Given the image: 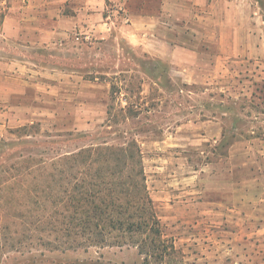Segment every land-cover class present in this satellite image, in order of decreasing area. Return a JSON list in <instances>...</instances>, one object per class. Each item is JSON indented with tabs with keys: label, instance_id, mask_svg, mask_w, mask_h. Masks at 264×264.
Instances as JSON below:
<instances>
[{
	"label": "rangeland",
	"instance_id": "obj_1",
	"mask_svg": "<svg viewBox=\"0 0 264 264\" xmlns=\"http://www.w3.org/2000/svg\"><path fill=\"white\" fill-rule=\"evenodd\" d=\"M0 1V87L14 92L0 101V184L134 132L169 247L165 258L146 260L134 247H79L77 236L36 239L43 231L0 254V264H264V58L200 54L179 71L165 41L130 42L129 14L114 2L104 10L106 37L70 31L47 41L50 16H71V0ZM254 1L264 19V0ZM11 15L16 38L4 35ZM113 84L123 88L115 103L141 114L107 128Z\"/></svg>",
	"mask_w": 264,
	"mask_h": 264
},
{
	"label": "trees",
	"instance_id": "obj_2",
	"mask_svg": "<svg viewBox=\"0 0 264 264\" xmlns=\"http://www.w3.org/2000/svg\"><path fill=\"white\" fill-rule=\"evenodd\" d=\"M122 90L116 84L111 87L107 128L134 123L141 114L134 103L126 107L115 103ZM118 132L125 139L121 144L91 143L54 156L51 168L18 171L21 180L14 185L0 184V254L31 246L34 235L44 231L36 239L52 232L57 237H80L79 247H134L146 260L168 256L146 184L138 134ZM27 220L31 228L24 226Z\"/></svg>",
	"mask_w": 264,
	"mask_h": 264
},
{
	"label": "crops",
	"instance_id": "obj_3",
	"mask_svg": "<svg viewBox=\"0 0 264 264\" xmlns=\"http://www.w3.org/2000/svg\"><path fill=\"white\" fill-rule=\"evenodd\" d=\"M62 1L55 0L58 6ZM108 1L124 7L129 14L131 21L123 32L131 43L140 45L153 37L171 46L169 57L175 70L191 69L200 60L190 57L200 54L264 58V19L254 0H71V16L56 11L50 16L54 25L45 29L47 41L70 31L106 37L111 29L104 17ZM14 20V15L6 18L3 28L4 35L16 38L21 31L12 30ZM0 65L3 74L4 63ZM13 95V91L0 87V101H10Z\"/></svg>",
	"mask_w": 264,
	"mask_h": 264
},
{
	"label": "built area",
	"instance_id": "obj_4",
	"mask_svg": "<svg viewBox=\"0 0 264 264\" xmlns=\"http://www.w3.org/2000/svg\"><path fill=\"white\" fill-rule=\"evenodd\" d=\"M80 36H81L80 33H77V34H76V37H77L78 40H79ZM85 38H86V39H89V37H88L87 35H85Z\"/></svg>",
	"mask_w": 264,
	"mask_h": 264
}]
</instances>
